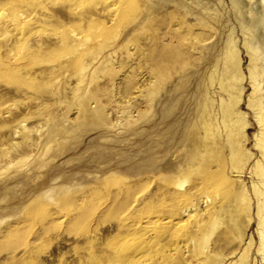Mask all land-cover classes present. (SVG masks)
<instances>
[{
    "label": "rangeland",
    "instance_id": "obj_1",
    "mask_svg": "<svg viewBox=\"0 0 264 264\" xmlns=\"http://www.w3.org/2000/svg\"><path fill=\"white\" fill-rule=\"evenodd\" d=\"M159 1L0 0V264H264V139L244 46L250 28L264 47V0L242 26L232 0H212L229 20L219 45L194 51L179 28L173 58L159 52L181 20ZM232 32L242 131L221 105Z\"/></svg>",
    "mask_w": 264,
    "mask_h": 264
},
{
    "label": "bare ground",
    "instance_id": "obj_2",
    "mask_svg": "<svg viewBox=\"0 0 264 264\" xmlns=\"http://www.w3.org/2000/svg\"><path fill=\"white\" fill-rule=\"evenodd\" d=\"M171 0H162L159 1L156 5L158 7H155L156 13L162 12V10L159 9H165L169 7V2ZM197 1V7L193 6L192 3H195ZM219 0L218 2H220ZM176 5L173 7V9L178 12L177 20L180 19L179 27L174 30V32L171 33V36H166L163 40L164 43L168 44V48L164 49L159 52V56L161 58H173L177 57V55L181 54V49L179 47H183L187 44H185V33L181 32L179 28H183L185 30H188L191 28L193 32L192 38H190L188 41L190 42V46L193 47L194 51L199 50L200 46L204 44V47H207L209 44H215L218 43V35L221 34L223 31L222 28L226 27L229 23V20L226 19V17L220 13V3H217V1H210L206 0L205 3H200L199 0H193L192 3H186V1H178V0H172ZM212 3V6H208ZM180 4L185 6L186 4H189V7H191L190 10L188 9H182L181 11L179 9ZM215 5V6H214ZM253 0H243L241 3H238L235 0H232V6L234 8V14L236 20L240 22V25L248 24L253 22V16L254 12L252 10ZM152 6V5H151ZM247 8V16L246 20L242 18L243 16V8ZM244 8V9H245ZM192 14L193 19L195 20V23H192L191 21L193 19H190L188 14ZM197 21V22H196ZM251 21V22H250ZM152 23L156 24V20L152 21ZM191 25L195 26L197 29H192V27H189ZM231 26V25H229ZM221 44H223L222 47V59L221 64L223 65L222 68V76H224L220 82V86L222 89L227 90V93L229 95L227 103L222 102V113H223V120L224 122H230L234 127L238 129V131H242L244 127L246 126L245 119L242 115L238 114L237 107L240 104L241 98L240 94L242 92V85L241 81L243 80L241 75L239 74V59H238V49H237V37L235 33H229L226 37L220 38ZM256 40L255 36L251 32V29H248L247 34L244 37V46L247 49V53L250 55V59L252 61V65L250 66V72H251V84L253 85V91L254 96L249 100V105L252 107L255 117L260 125L261 128V137L264 139V47L261 48L258 44H254L253 41ZM216 45V46H217ZM175 46H178L176 49H172ZM192 55H197L198 57H205V55L199 52H191ZM209 102V99L205 100L204 109H206L207 104ZM81 106H85V101H82ZM91 113V112H90ZM89 113V114H90ZM87 114V113H86ZM262 176H264V169L262 170ZM186 171H181V176L186 177L187 175ZM171 183L176 185H181L178 181H175V179L171 178ZM258 193L264 196V190L263 193L258 190ZM261 222H260V248L262 252V258L264 260V203L261 208Z\"/></svg>",
    "mask_w": 264,
    "mask_h": 264
}]
</instances>
